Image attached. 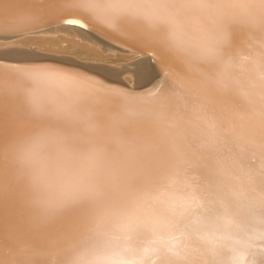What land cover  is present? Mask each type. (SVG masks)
<instances>
[{"label":"snow or ice","instance_id":"snow-or-ice-1","mask_svg":"<svg viewBox=\"0 0 264 264\" xmlns=\"http://www.w3.org/2000/svg\"><path fill=\"white\" fill-rule=\"evenodd\" d=\"M206 7L205 0H31L23 7L0 0L5 39L63 23L158 46L164 68L159 87L137 95L147 87L143 80L160 75L155 64L134 65L135 88L108 87L88 69L46 66L57 61L0 65V264H85L90 258L98 264L115 241L126 249L137 229L159 222L153 205L174 192L175 149L195 136L191 116L181 109L190 104L189 92L202 87L194 73L213 58L184 46L191 40L184 23H195ZM255 34L261 48L258 57L242 58L247 85L236 89L238 111L254 108L249 89L264 83V21ZM238 64L229 59L220 79L230 78ZM53 80L64 86L50 88ZM62 221L71 229L58 228Z\"/></svg>","mask_w":264,"mask_h":264},{"label":"clouds","instance_id":"clouds-1","mask_svg":"<svg viewBox=\"0 0 264 264\" xmlns=\"http://www.w3.org/2000/svg\"><path fill=\"white\" fill-rule=\"evenodd\" d=\"M205 2L198 20L184 23L191 35L184 46L213 58L194 73L202 87L189 92L190 104L181 109L195 136L175 149L179 202L154 204L159 222L137 229L126 249L115 241L98 264H264V83L249 89L250 111L219 110L215 103L219 93L234 97L247 85L246 72L236 70L227 80L220 73L236 51L234 30L255 34L264 21V0ZM197 97L200 108L193 112Z\"/></svg>","mask_w":264,"mask_h":264},{"label":"bare ground","instance_id":"bare-ground-1","mask_svg":"<svg viewBox=\"0 0 264 264\" xmlns=\"http://www.w3.org/2000/svg\"><path fill=\"white\" fill-rule=\"evenodd\" d=\"M30 2L31 0H12L14 5L21 7L27 6ZM233 47L236 48V51L232 57L239 61L236 70L243 73L248 70V66L242 58L249 54L258 57L261 40L256 34L236 29L233 34ZM29 59L57 61L55 64L46 66L64 71L88 69L89 72L98 73L108 87H117L127 83L131 88L137 87L132 83L134 77L131 76L135 70L134 65L136 63L155 64L160 75L155 80L151 76L143 80L141 84L147 85V87H142L137 95H145L159 87L164 80V68L161 65L163 57L158 46L144 47L135 41L113 39L91 30L63 23L49 27L43 32L23 37L5 39L0 34V65L7 67V62ZM70 65L79 67H68ZM120 73L127 74L121 77ZM48 86L57 89L64 85L58 80H53ZM215 103L219 110H227L233 106L234 97L221 92L215 97ZM179 198V193L173 192L170 194L168 202L176 204L179 202ZM57 227L62 230H70L72 224L70 221H62ZM50 259L54 260L55 257H50Z\"/></svg>","mask_w":264,"mask_h":264}]
</instances>
